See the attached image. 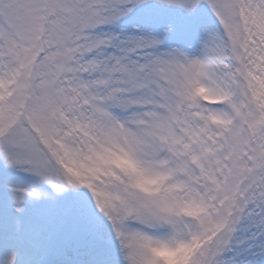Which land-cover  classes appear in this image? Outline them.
Wrapping results in <instances>:
<instances>
[{"label": "snow or ice", "instance_id": "obj_1", "mask_svg": "<svg viewBox=\"0 0 264 264\" xmlns=\"http://www.w3.org/2000/svg\"><path fill=\"white\" fill-rule=\"evenodd\" d=\"M0 264H264V0H0Z\"/></svg>", "mask_w": 264, "mask_h": 264}]
</instances>
